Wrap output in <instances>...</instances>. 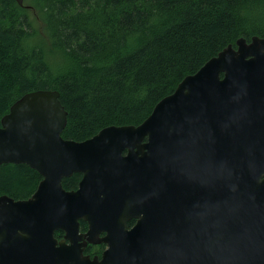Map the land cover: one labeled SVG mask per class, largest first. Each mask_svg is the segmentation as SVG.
<instances>
[{
  "label": "water",
  "instance_id": "1",
  "mask_svg": "<svg viewBox=\"0 0 264 264\" xmlns=\"http://www.w3.org/2000/svg\"><path fill=\"white\" fill-rule=\"evenodd\" d=\"M66 124L53 90L0 118V166L41 177L27 199L0 196V264H264V38L220 51L138 126L77 142ZM87 243L106 245L99 260Z\"/></svg>",
  "mask_w": 264,
  "mask_h": 264
},
{
  "label": "trees",
  "instance_id": "2",
  "mask_svg": "<svg viewBox=\"0 0 264 264\" xmlns=\"http://www.w3.org/2000/svg\"><path fill=\"white\" fill-rule=\"evenodd\" d=\"M253 36L264 38V0H0V118L26 93L53 90L65 140L138 126L186 76ZM39 180L1 165L0 196L27 199Z\"/></svg>",
  "mask_w": 264,
  "mask_h": 264
},
{
  "label": "flooded vegetation",
  "instance_id": "3",
  "mask_svg": "<svg viewBox=\"0 0 264 264\" xmlns=\"http://www.w3.org/2000/svg\"><path fill=\"white\" fill-rule=\"evenodd\" d=\"M95 136V135H94ZM92 138V137H91ZM90 139V138H89ZM88 140V139H86ZM126 152H123V155H125ZM81 175V174H80ZM40 180H41V177H40ZM39 180V181H40ZM81 180V178H80ZM38 181V182H39ZM80 182V181H79ZM79 184V183H78ZM78 188V186H77ZM76 188V189H77ZM64 189V188H63ZM75 189V190H76ZM75 190H71V191H75ZM32 195V194H31ZM186 210H189L190 211V208H189V205H188V202H185L182 204ZM137 223V220L134 219V218H131L129 220H127L124 225H125V229L127 231L131 230ZM203 226H204V221H203ZM89 231V226H88V223L85 222V221H80L79 223V232L81 234H86L87 232ZM107 231H98V234L100 235V237L106 235ZM54 238L57 239L58 241L62 240L63 238V232L58 230V231H55L54 233ZM99 246H104L103 250L101 252H98V247ZM106 249V245L104 244H90V243H87L86 246L84 247L83 249V255L84 256H87L89 257L90 260H92L93 258H97L98 260L101 258V255L103 253V251Z\"/></svg>",
  "mask_w": 264,
  "mask_h": 264
}]
</instances>
